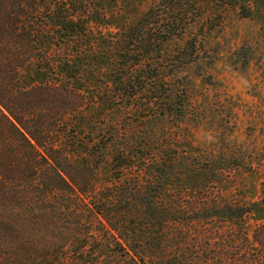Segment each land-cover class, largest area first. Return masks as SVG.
Segmentation results:
<instances>
[{
    "label": "trees",
    "instance_id": "1",
    "mask_svg": "<svg viewBox=\"0 0 264 264\" xmlns=\"http://www.w3.org/2000/svg\"><path fill=\"white\" fill-rule=\"evenodd\" d=\"M91 1L0 0V264H264V220L252 219L264 206V155L224 159L228 171L259 170L261 198L250 202L228 190L222 162L154 141L158 115L185 116L178 99L147 109L142 129L86 118L68 66L93 45L103 14ZM167 7L114 39L125 76L115 97L171 98L153 58L186 31L181 8ZM102 162L120 175L148 164L152 176L98 187Z\"/></svg>",
    "mask_w": 264,
    "mask_h": 264
},
{
    "label": "rangeland",
    "instance_id": "2",
    "mask_svg": "<svg viewBox=\"0 0 264 264\" xmlns=\"http://www.w3.org/2000/svg\"><path fill=\"white\" fill-rule=\"evenodd\" d=\"M170 3L181 8L178 16L183 17L180 25L186 33L180 39L160 38L159 43L166 40L153 59L160 60V73L168 75L163 85L171 98H151L147 93L115 97L125 76L118 80L124 70L118 68L121 47L114 45V39L148 9L164 12ZM90 4L103 14L93 16V45L80 48L68 66L69 84L87 96L86 118L115 119L123 128L139 125L142 129L140 123L147 122L142 115L150 116L147 109L162 111L160 101L178 99L185 106V116L158 115L154 141L166 137L183 154L203 153L217 160L216 167H222V162L229 174L228 190L247 201H259V170L247 163L228 171L224 159L232 157L231 150L243 154L234 157L264 155V0H92ZM151 30L152 36L154 31L159 33L156 26ZM49 77L53 78L51 73ZM55 77L58 82L68 79L61 72ZM152 170L144 164L120 175L102 162L95 183L103 187L125 178L151 177ZM252 219L264 220V206Z\"/></svg>",
    "mask_w": 264,
    "mask_h": 264
}]
</instances>
